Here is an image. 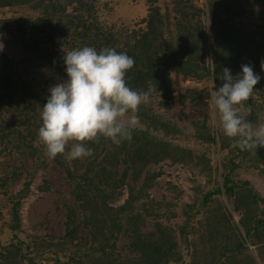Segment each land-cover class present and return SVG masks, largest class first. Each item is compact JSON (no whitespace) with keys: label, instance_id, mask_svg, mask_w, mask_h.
Listing matches in <instances>:
<instances>
[{"label":"trees","instance_id":"1","mask_svg":"<svg viewBox=\"0 0 264 264\" xmlns=\"http://www.w3.org/2000/svg\"><path fill=\"white\" fill-rule=\"evenodd\" d=\"M100 1L0 0V8L21 6L33 13L28 19L0 23L9 34L16 30L35 73L37 69L46 71V82L54 85L66 78L62 56L68 50L91 46L98 52L104 48L125 52L134 60L126 72L127 86L150 98L157 96L164 113H153L142 102L135 115L144 129L131 127L130 139L118 146L103 137L87 141L85 146L92 149V155L71 161L65 158L69 143L64 154L46 162L43 148L37 151L32 142L37 138L39 113L48 93L18 81L7 71L0 78V153L12 155L11 163L0 172V189L10 205L7 232L11 237L8 243H0V264H69L74 260L76 264H257L246 253V244L255 248L264 263L260 252L264 249V199L247 181L235 177L245 165L264 178V148L239 150L233 138L208 127V116L192 121L188 134L179 120L166 113L176 104L211 98L212 84L214 88L222 84L218 77L223 67L235 75L241 65L249 64L261 79L240 111L253 126L258 123L264 113V72L260 67L264 61V0H205L203 5L193 0H147L145 16L131 29L104 24L96 7ZM13 64L0 51V66L11 69ZM171 70L184 79L208 81L209 86L181 89L177 94L172 90ZM188 135L225 155L216 158L215 171L205 169L209 171L205 174L201 170L207 180L215 175L207 181L212 186L195 187L196 196L183 204L179 245L170 227L160 223L148 229L144 223L158 214L155 209L176 206L149 199L147 190L161 174L151 167L167 162L209 165L205 153L180 146L179 137ZM37 169L44 174L41 192L53 189L52 173L60 178L59 188L66 185L67 192L60 194L57 202L67 212L62 236L67 246L60 241L52 244L50 235L19 236L20 206L31 192ZM22 173L24 183L12 193ZM125 189L128 196L124 203L116 207L108 204ZM135 202L140 203L137 211L133 209ZM230 210L239 215L238 228L230 224ZM238 229L242 232L236 233ZM121 236L128 257L116 250ZM198 246L207 249L197 252Z\"/></svg>","mask_w":264,"mask_h":264},{"label":"rangeland","instance_id":"2","mask_svg":"<svg viewBox=\"0 0 264 264\" xmlns=\"http://www.w3.org/2000/svg\"><path fill=\"white\" fill-rule=\"evenodd\" d=\"M165 0H159V2H164ZM195 4L203 5L205 0H193ZM97 11L100 19L106 25L114 24L117 28L127 27L129 29L137 27V23L141 18H143L147 12L148 2L147 0H101L96 4ZM33 14L31 10L27 7L21 6H11V7H3L0 8V20L1 23L5 21L15 22L18 19H28L30 15ZM0 23V43L3 44L2 51L5 53L8 59H11L15 64L12 65V68L6 69L0 66V78L8 71L10 72L15 79L18 81L28 82L33 85L35 88L43 90L48 93V89L54 84L47 81L46 82V71L36 70V73L30 63L27 60L26 53H23L21 47V42L19 36L16 34V30L13 34L7 33V29H3L1 26L4 24ZM19 23V22H18ZM13 24V23H12ZM141 25V24H139ZM15 26V25H13ZM9 27H11L9 25ZM13 27H11L12 29ZM16 28V27H15ZM30 55V54H28ZM31 56V55H30ZM35 73V74H34ZM34 74V75H33ZM37 76V77H36ZM171 82H172V90L175 93H180L181 89L186 88H204L209 86V82L203 80L202 82H197L191 79H184L181 75H175L174 70H171ZM182 91V90H181ZM159 98L157 96H151L143 101L144 105L151 108L153 113L162 114L163 110L160 109L158 105ZM186 101L182 106L176 104L175 109H172L168 113V116H172L175 119L179 120L181 126L186 130L189 134L191 133V123L194 120L202 119L205 116H208L207 124L210 129H218V117L213 109L211 98L207 97L201 102L196 103H187ZM13 119V117H9ZM127 121V117L125 118ZM259 124H264V113H261L260 119L258 123H255V126ZM132 128L144 129V125L135 121L131 124ZM178 143L180 146L185 148H189L193 151L205 153L206 157L209 159V165L207 168L205 165L195 166L193 163H183V164H171L167 162V164L160 167V164L157 166H153L150 169L153 171L160 170L161 174L158 178L155 179L154 184L147 190L149 194V199H153V202H173L176 203L174 208L170 209H155L154 213H158L157 215H151L146 218L144 226L146 228L154 229L155 224H163L164 226L170 227L174 236L180 242V235L178 231V227L181 225L184 216H182L183 212V204L185 202H189L193 197L196 196L194 188H199L200 190L208 187L209 184L207 181L214 178L211 177L209 180L203 176L201 170H204L205 174H208L209 171H205V169L212 168L211 171H215L214 164L216 158L218 156L225 155V152H220L215 146H206L200 144L193 136L188 135L187 137H179ZM32 146L39 151L42 146L38 143L37 138L32 142ZM11 153L4 152L0 153V172L2 167H8L10 162ZM46 162H49L50 159L45 156ZM29 164L32 165V162L29 161ZM30 166V165H29ZM28 172H31V167H27ZM44 174L42 169H37L36 173L32 176L31 179V192L30 194L22 201L19 215H20V238L31 236V237H47L52 236V244L60 241L61 245L67 246L65 244V240L62 238L64 235V226L63 223L64 215L67 212L61 208L59 205L58 197L60 194H64L67 192L66 185L64 184L59 188L60 178L56 173H52L50 180L53 181V186L51 191L47 193L41 192L44 189ZM236 179L247 181L250 186L264 199V178L257 172L256 169L243 165L236 172ZM25 175L22 173L19 179L16 180L15 185L11 188V192L15 193L20 190L22 183H24ZM214 180V179H213ZM210 181V182H211ZM139 184V183H138ZM210 186H212L210 184ZM40 188V190L38 189ZM49 188V187H48ZM179 194H177L178 192ZM59 193V194H58ZM128 196L127 190L125 189L119 195L116 193V197L109 201L108 204L111 206H119L126 200ZM67 200V199H66ZM138 202L133 203V209L137 211L136 208L139 207ZM9 203L6 197V194L2 193L0 189V243L6 244L9 242L11 237L10 233L7 232L9 224L11 222ZM231 209L230 206H228ZM230 216V224L234 225L238 228L239 215L236 212L231 211ZM137 214V213H135ZM167 215H170L167 217ZM124 218L123 215L121 216ZM47 219V222L45 220ZM126 220L128 217L126 216ZM131 223V222H129ZM133 226H136L133 224ZM242 232V229H240ZM239 229L236 233H240ZM203 232V230H202ZM200 233V231H199ZM44 237V238H45ZM125 239L123 236L119 237L116 241V250L123 256H130V254L125 251L124 248ZM246 253H249L254 257L257 261V264H264L258 259V252L255 251L254 247H251L249 244H246ZM202 249H207L198 246L197 252ZM183 250H185L183 248ZM182 250V253H183ZM196 252V255H197ZM204 251L202 250V253ZM261 252V260L264 259V249ZM201 253V254H202ZM128 255V256H127ZM257 256V257H256ZM64 262L68 263L66 258L60 257ZM76 260L69 262V264H76ZM44 264H51L43 262Z\"/></svg>","mask_w":264,"mask_h":264},{"label":"clouds","instance_id":"3","mask_svg":"<svg viewBox=\"0 0 264 264\" xmlns=\"http://www.w3.org/2000/svg\"><path fill=\"white\" fill-rule=\"evenodd\" d=\"M62 60L66 78L48 89L39 113L37 141L44 154L49 159L55 158L64 154L70 143L65 158L71 161L92 155V149L85 146L87 141L103 137L118 146L130 139L131 124L137 119L135 113L147 99L145 92L126 84V72L134 65L133 58L114 48L98 52L91 46H83L66 51ZM260 67L264 72V61ZM218 78L222 84L218 88L212 84L211 103L219 130L225 137L233 138L241 151L264 148V124L253 126L246 113L240 111L261 76L251 65L243 64L235 75L223 67Z\"/></svg>","mask_w":264,"mask_h":264}]
</instances>
